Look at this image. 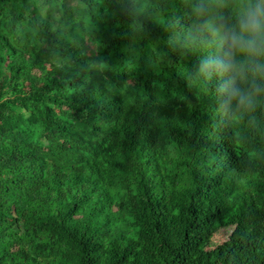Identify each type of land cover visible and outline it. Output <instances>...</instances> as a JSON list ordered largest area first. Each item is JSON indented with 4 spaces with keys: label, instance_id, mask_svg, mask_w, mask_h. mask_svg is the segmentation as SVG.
I'll return each instance as SVG.
<instances>
[{
    "label": "trees",
    "instance_id": "obj_1",
    "mask_svg": "<svg viewBox=\"0 0 264 264\" xmlns=\"http://www.w3.org/2000/svg\"><path fill=\"white\" fill-rule=\"evenodd\" d=\"M113 2L0 0V264H264V112L223 123L195 54L146 65L170 26L128 51Z\"/></svg>",
    "mask_w": 264,
    "mask_h": 264
},
{
    "label": "clouds",
    "instance_id": "obj_2",
    "mask_svg": "<svg viewBox=\"0 0 264 264\" xmlns=\"http://www.w3.org/2000/svg\"><path fill=\"white\" fill-rule=\"evenodd\" d=\"M181 2L186 24L180 18L170 21L161 0H114L105 14L124 18L130 34L128 51L136 47L137 39L147 38L146 27L170 26L163 47L144 50L146 65L156 70L170 62L173 53L195 54L198 62L188 70L189 76L205 88L214 87V107L221 121L253 122L264 112V0ZM84 9L81 5L80 10ZM98 52L85 50L84 55ZM100 61L90 58L81 67L86 82Z\"/></svg>",
    "mask_w": 264,
    "mask_h": 264
},
{
    "label": "rangeland",
    "instance_id": "obj_3",
    "mask_svg": "<svg viewBox=\"0 0 264 264\" xmlns=\"http://www.w3.org/2000/svg\"><path fill=\"white\" fill-rule=\"evenodd\" d=\"M2 68L0 69V72H1ZM18 94H22L17 88L13 89V90H9L7 95H9L10 97H13L15 95H18ZM221 235L222 234H217L214 236V240H218L220 241L221 240ZM212 239V238H211Z\"/></svg>",
    "mask_w": 264,
    "mask_h": 264
}]
</instances>
